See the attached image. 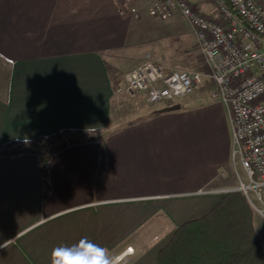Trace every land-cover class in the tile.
Instances as JSON below:
<instances>
[{
	"label": "crops",
	"instance_id": "obj_1",
	"mask_svg": "<svg viewBox=\"0 0 264 264\" xmlns=\"http://www.w3.org/2000/svg\"><path fill=\"white\" fill-rule=\"evenodd\" d=\"M191 2L222 20L211 0ZM133 6L138 18L121 17L113 0H0V150L66 131L85 140L51 157L50 189L37 155H0V264H52L54 249L85 238L106 250L103 264H158L181 225L238 186L221 174L233 157L225 105L175 100L149 117L138 104L122 110L137 99L116 92L119 77L159 58L157 42L196 38L183 17L185 29L163 30L180 15L159 21L140 0ZM215 106L226 107L219 132H200L192 115Z\"/></svg>",
	"mask_w": 264,
	"mask_h": 264
},
{
	"label": "built area",
	"instance_id": "obj_2",
	"mask_svg": "<svg viewBox=\"0 0 264 264\" xmlns=\"http://www.w3.org/2000/svg\"><path fill=\"white\" fill-rule=\"evenodd\" d=\"M133 1L113 0L121 17L138 18ZM140 1L155 20L168 21L178 14L190 23L208 71L167 67L148 55L144 64L124 75L116 92L131 99L142 94L156 105L191 95L205 81H211L215 89L210 102L229 110L233 159L247 179H240L236 189L228 192H242L264 218V0H211L220 21L195 11L191 0ZM2 152L20 156L11 145ZM37 156L41 161L42 155Z\"/></svg>",
	"mask_w": 264,
	"mask_h": 264
},
{
	"label": "trees",
	"instance_id": "obj_3",
	"mask_svg": "<svg viewBox=\"0 0 264 264\" xmlns=\"http://www.w3.org/2000/svg\"><path fill=\"white\" fill-rule=\"evenodd\" d=\"M73 138V132H60L19 143L15 150L18 155H42L40 173L50 189L48 163L57 152L85 141L73 142ZM65 139L68 142L55 145L51 152L43 151ZM158 264H264V247L247 197L242 192H230L207 215L181 225L159 252Z\"/></svg>",
	"mask_w": 264,
	"mask_h": 264
},
{
	"label": "rangeland",
	"instance_id": "obj_4",
	"mask_svg": "<svg viewBox=\"0 0 264 264\" xmlns=\"http://www.w3.org/2000/svg\"><path fill=\"white\" fill-rule=\"evenodd\" d=\"M209 9L214 10L213 8H209ZM196 11L199 12L200 14L204 15V16L207 15L205 12H203L204 13L203 14L201 11H198V10H196ZM206 11H207V9H206ZM176 17L178 18V20H176L175 23L170 22V21L169 22H163L161 24V25H164V27L161 26L163 28V30H167L169 28H184L185 29V26L182 23L181 16H176ZM160 30L163 31L161 28H160ZM167 41H169V43H167L165 46H163L162 41H159L155 44L156 45L155 48L158 51L157 54L159 55V58L158 57L154 58V56H155L154 51L150 50L151 48H149V47H151V45L145 44L142 47V49H146V52L154 55L153 58L155 59V61L157 63H160V64L167 66V67H173V68L195 71V72H204L206 70L205 59L201 53L199 44H198L196 38L191 35V33H187V31H185V32H183V34L179 38V40L172 39V40H167ZM170 45H172L173 48L170 47ZM137 53L139 54V50L137 51ZM124 75L118 78L117 85H116L117 87H119L120 85L123 84ZM117 87H116V89H117ZM213 90H214V88L204 87V84H203L200 87H198L194 91V93H192L191 95L177 99L179 101H176V103H179V102L183 103L184 104L183 106L186 108L194 107L195 105H200V104L203 105L207 102L209 103V98H207V96L209 94H211V92ZM200 93H204L206 95V98H204V100L200 103H193L192 99H194L195 96L200 94ZM125 98L131 99L128 97H125ZM132 99H137V101L134 100V102L132 101L130 103V102H127V100H122L123 101V103L121 104L122 110L126 111V109H128L130 104H138L141 107L145 106L146 108L151 110V112H148V111L143 112V115H142V117H147V116L149 117L150 115H152L156 112L163 111L165 109V108H163L160 110L159 108L161 106H163V105H161V106H157V109H159V110L154 111V107H152L154 105L148 103L146 96L142 95V94L137 95L136 97H134ZM222 108L224 109L226 107L215 106V107H212L209 109H204V111H200L199 113L192 115L193 124H195L197 126V130H199L200 132H205V130H208V131H212L214 134L219 132L218 130L220 129V123L222 122V119L219 116L221 115L220 113H221ZM210 115H215V119L212 122L211 121H205L204 117H206V116L208 117ZM211 124H213L212 128H211ZM73 133H74L73 142H77L82 138L79 135V133H77V132H73ZM231 136H232V134H231ZM66 142H68L67 139H65L61 142H58V141L53 142L54 144H50V145L44 147L43 151L46 152L48 149L55 147V145L58 146L59 143H66ZM212 143L215 145L214 141H212ZM215 149H216V146H215ZM205 150L208 153H211V151H213L211 146L208 148L202 149V151H204V152H205ZM221 174H223L222 177L226 178L229 182H232L234 180L235 183H237L238 185L240 183V179L244 182H247L246 174L244 173L243 169L241 168L239 162L234 160L233 157L231 158L230 166L228 167V169L225 168L223 171H221ZM254 222H255L257 234L261 238V241H262L263 247H264V218H262L255 210H254Z\"/></svg>",
	"mask_w": 264,
	"mask_h": 264
},
{
	"label": "clouds",
	"instance_id": "obj_5",
	"mask_svg": "<svg viewBox=\"0 0 264 264\" xmlns=\"http://www.w3.org/2000/svg\"><path fill=\"white\" fill-rule=\"evenodd\" d=\"M6 243L7 241L4 245ZM104 260H106V250L100 249L86 238L76 245L58 247L52 252V264H96V262L103 264Z\"/></svg>",
	"mask_w": 264,
	"mask_h": 264
},
{
	"label": "bare ground",
	"instance_id": "obj_6",
	"mask_svg": "<svg viewBox=\"0 0 264 264\" xmlns=\"http://www.w3.org/2000/svg\"><path fill=\"white\" fill-rule=\"evenodd\" d=\"M121 259H122V258H120V259H117V261H119V260H121ZM117 261H116V262H117Z\"/></svg>",
	"mask_w": 264,
	"mask_h": 264
}]
</instances>
